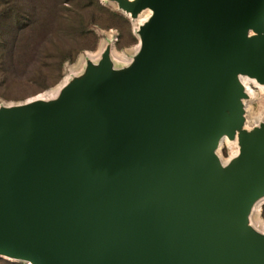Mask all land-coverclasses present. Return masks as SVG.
I'll list each match as a JSON object with an SVG mask.
<instances>
[{
    "label": "water",
    "instance_id": "95a60500",
    "mask_svg": "<svg viewBox=\"0 0 264 264\" xmlns=\"http://www.w3.org/2000/svg\"><path fill=\"white\" fill-rule=\"evenodd\" d=\"M117 2L133 19L153 11L131 76L116 80L102 56L57 97L0 105V256L264 264L248 219L264 195V123L241 129L238 79L264 85V0ZM222 133L240 142L223 169Z\"/></svg>",
    "mask_w": 264,
    "mask_h": 264
},
{
    "label": "rangeland",
    "instance_id": "374dc122",
    "mask_svg": "<svg viewBox=\"0 0 264 264\" xmlns=\"http://www.w3.org/2000/svg\"><path fill=\"white\" fill-rule=\"evenodd\" d=\"M138 25L117 0H0V105L54 91L67 78L87 79L88 61L102 56L123 81L141 61ZM252 83L243 98L247 132L264 123V85ZM234 143L222 144L221 158L238 150V136ZM253 205L248 219L264 237V195ZM0 264L31 263L0 257Z\"/></svg>",
    "mask_w": 264,
    "mask_h": 264
},
{
    "label": "bare ground",
    "instance_id": "6f19581e",
    "mask_svg": "<svg viewBox=\"0 0 264 264\" xmlns=\"http://www.w3.org/2000/svg\"><path fill=\"white\" fill-rule=\"evenodd\" d=\"M152 15H153V11L151 9H148V8L147 9H144V10H142V12H140V14L138 15V17L135 19L136 20V23L137 24L144 23L147 20H149ZM238 79H239V82L242 85L244 91L245 90H248V93H250L249 92L250 87H249L248 84L250 82L257 83L254 77H251V76H249L247 74H241V75H239ZM65 81H66V79L54 91L39 93V94H37V95H35L33 97H30L29 99L25 100L24 102H20L18 104L29 103V102H33V101H37V100H41V99H48V98L49 99H52L54 97H57L59 88L65 83ZM224 111H225L226 115H228L229 117L232 116L231 109H230L229 106H225L224 107ZM223 143H226L228 146H231L232 144H235L234 143V140L230 139L226 133H222L219 136V138L217 140V143H216V146L214 148L213 153H214V156H215V159H216L217 164L222 169L223 168H227V167H231L232 164H234L235 161L239 158V151L238 150L233 151L226 159L221 158L220 155H219V153H218V151L220 150V148H221V146H222ZM232 146H234V145H232ZM249 226H250L249 221H245L243 223L244 230H246L247 228H249ZM0 257L8 258V256H6V255H1Z\"/></svg>",
    "mask_w": 264,
    "mask_h": 264
},
{
    "label": "trees",
    "instance_id": "16d2710c",
    "mask_svg": "<svg viewBox=\"0 0 264 264\" xmlns=\"http://www.w3.org/2000/svg\"><path fill=\"white\" fill-rule=\"evenodd\" d=\"M2 1H4V0H2Z\"/></svg>",
    "mask_w": 264,
    "mask_h": 264
}]
</instances>
